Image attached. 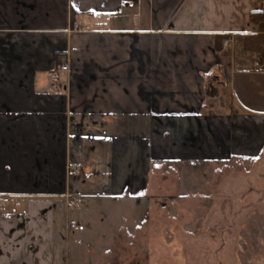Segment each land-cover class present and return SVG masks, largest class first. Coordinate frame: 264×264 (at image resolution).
I'll use <instances>...</instances> for the list:
<instances>
[{"label": "crops", "instance_id": "0c3cea01", "mask_svg": "<svg viewBox=\"0 0 264 264\" xmlns=\"http://www.w3.org/2000/svg\"><path fill=\"white\" fill-rule=\"evenodd\" d=\"M262 9L0 0V264H66L76 198L145 189L163 162L249 152L264 70L239 37L257 32L249 16ZM219 37L234 44L216 50Z\"/></svg>", "mask_w": 264, "mask_h": 264}, {"label": "rangeland", "instance_id": "374dc122", "mask_svg": "<svg viewBox=\"0 0 264 264\" xmlns=\"http://www.w3.org/2000/svg\"><path fill=\"white\" fill-rule=\"evenodd\" d=\"M258 116L247 115L255 130L247 125L249 152L238 147L228 160L163 162L145 189L76 198L66 264H264V122ZM254 138L263 141L257 153Z\"/></svg>", "mask_w": 264, "mask_h": 264}, {"label": "trees", "instance_id": "16d2710c", "mask_svg": "<svg viewBox=\"0 0 264 264\" xmlns=\"http://www.w3.org/2000/svg\"><path fill=\"white\" fill-rule=\"evenodd\" d=\"M249 20L256 27L257 32L255 34L242 35L239 37V40L244 50L257 54L264 59V9L252 11ZM223 39L219 37L217 40L216 50H220L219 47Z\"/></svg>", "mask_w": 264, "mask_h": 264}, {"label": "built area", "instance_id": "2783aa9c", "mask_svg": "<svg viewBox=\"0 0 264 264\" xmlns=\"http://www.w3.org/2000/svg\"><path fill=\"white\" fill-rule=\"evenodd\" d=\"M224 45H225V46L227 45V42H226V41L224 42ZM263 66H264V65H263ZM60 70H61V71H68L69 68H68V66H67L66 63H63V64H61V66H60ZM77 168H79V166H78ZM7 203H8V198H7V197H0V212H1V209H2L3 205H5V204H7Z\"/></svg>", "mask_w": 264, "mask_h": 264}]
</instances>
